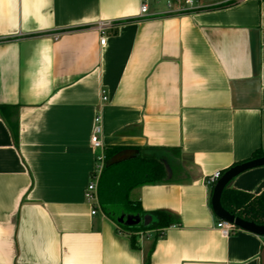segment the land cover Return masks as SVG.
Listing matches in <instances>:
<instances>
[{"label":"crops","instance_id":"crops-1","mask_svg":"<svg viewBox=\"0 0 264 264\" xmlns=\"http://www.w3.org/2000/svg\"><path fill=\"white\" fill-rule=\"evenodd\" d=\"M141 5L0 0V264H145L152 247L149 264H262L264 238L217 230L206 180L264 151V0ZM96 116L104 148H124L110 163L141 152L166 171L130 197L177 224L138 249L118 231L132 215L85 198ZM230 188L263 194L264 167Z\"/></svg>","mask_w":264,"mask_h":264},{"label":"trees","instance_id":"trees-1","mask_svg":"<svg viewBox=\"0 0 264 264\" xmlns=\"http://www.w3.org/2000/svg\"><path fill=\"white\" fill-rule=\"evenodd\" d=\"M232 4L230 3L226 6L228 7ZM8 127L12 133L15 145L18 147V124H8ZM123 149H105L106 163L98 181V198L103 210H106L109 206H120L128 215L140 217L150 216L152 218L148 229H145L143 224L126 228L118 225V231L130 235L133 247L138 249L137 234L155 231L157 233L156 236L160 237V232L176 225L177 219L165 212L146 213L143 211L139 202L131 200L130 194L134 189L144 185H156L165 182L166 171L159 160L145 156L141 152L132 160L118 164L110 163V160ZM262 157H264V151L257 150L248 160L242 163ZM225 172L221 173V175ZM213 189L211 191L212 194ZM222 206L227 212L236 217L264 226V193L256 196L227 188L222 196ZM153 249L154 247L150 250L145 264L150 263Z\"/></svg>","mask_w":264,"mask_h":264},{"label":"built area","instance_id":"built-area-1","mask_svg":"<svg viewBox=\"0 0 264 264\" xmlns=\"http://www.w3.org/2000/svg\"><path fill=\"white\" fill-rule=\"evenodd\" d=\"M157 3L164 1L167 14L168 15H182L196 10V0H155ZM149 12L148 0H142V5L140 9L141 16H147ZM111 23L102 22L97 25V29L100 32H104L106 29L110 28ZM104 43V40L102 41ZM102 101L107 102L108 97L105 91H102ZM102 126H101V117L96 116L94 119V128L91 136V144L94 150L99 151L101 154L97 157V165L93 174L92 182L88 186V189L85 194L86 201L92 206L98 205V181L101 176V173L104 169L106 163L105 148L102 143ZM222 177L221 173H215L206 180V184L209 187L214 188L216 183ZM96 214V210L92 212V215ZM217 230L220 232L222 237L229 238L234 233L239 231L234 225L227 223L225 221H219L216 226Z\"/></svg>","mask_w":264,"mask_h":264},{"label":"water","instance_id":"water-1","mask_svg":"<svg viewBox=\"0 0 264 264\" xmlns=\"http://www.w3.org/2000/svg\"><path fill=\"white\" fill-rule=\"evenodd\" d=\"M261 167H264V157L251 160L242 164H238L228 169L214 186L213 194L211 198V207L215 216L220 221H225L227 223L234 225L241 231H245L253 235L264 238V226L258 225L253 222H248L239 217H236L230 214L229 212H227L222 206L223 193L225 189L231 187L234 179L247 171ZM119 222L124 224L126 227H136L143 224L144 228L148 229L152 222V218L150 216L140 217V216L132 215V216H127L126 218L122 217L119 220ZM262 264H264V250L262 254Z\"/></svg>","mask_w":264,"mask_h":264}]
</instances>
